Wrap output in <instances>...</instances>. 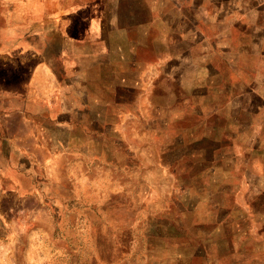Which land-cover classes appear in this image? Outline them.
Segmentation results:
<instances>
[{"label": "rangeland", "instance_id": "rangeland-1", "mask_svg": "<svg viewBox=\"0 0 264 264\" xmlns=\"http://www.w3.org/2000/svg\"><path fill=\"white\" fill-rule=\"evenodd\" d=\"M225 5L0 0V264H208V186L230 190L240 235L245 188L264 190V0L243 16ZM108 28L116 52L68 56L64 31ZM173 60L152 98L136 99V73L120 82L124 65ZM180 73L186 92L172 93Z\"/></svg>", "mask_w": 264, "mask_h": 264}, {"label": "crops", "instance_id": "crops-1", "mask_svg": "<svg viewBox=\"0 0 264 264\" xmlns=\"http://www.w3.org/2000/svg\"><path fill=\"white\" fill-rule=\"evenodd\" d=\"M224 1L226 2L225 5L226 12H227V6L231 10H237V14H239L240 16L249 14L250 12L247 6L243 7L246 0H224ZM107 33L108 35H106V37H103L102 39L100 37H95V34H92L91 35L92 39H91L87 37L90 36V34H86V31H84L80 40L78 39L72 40L71 35H69L68 32L64 31L62 33V36H64L62 41H64L63 44H65V47L68 48L69 57H72L74 59L83 58V57H88L91 52L93 53L100 44L108 46L109 51L116 50L117 40H114L116 30L114 28H108ZM184 59L188 63L186 71H188L190 76L187 81L189 83L188 88L189 91L190 89L191 91H193L194 88L196 87V85L195 87L193 86V83L195 81L194 77L196 75L197 62L194 61L193 56L190 52L188 56ZM177 62L179 61L173 60V61H166L163 63L155 62V63H151L150 68L148 63L146 66H143L138 63L136 64L130 63L124 65L123 69L119 71L120 73H122L121 75L122 81L120 79V82L127 84L128 75L132 73H136L137 76H139L142 79V81L136 82L138 83V85H140L137 91V93L139 94L136 96V99L140 100L143 98L148 99V97L152 98L153 95L159 93L160 91L165 90L164 81L166 77L169 76L168 67L171 64H175ZM52 65L53 64L48 60H46V62L44 63V68L46 69V71L49 72L48 74L46 73L45 81H48L49 87L51 88L50 90H55L56 85H58L59 81H57L56 75L52 71L53 69ZM38 67L43 68L41 64L38 65ZM114 74L117 77L118 74L117 71H115ZM147 77L149 80H147ZM183 77L184 76L181 73L178 74V78L176 80L177 84H175V86L173 87L172 93L186 92L183 88V83H184ZM143 81L146 82V87L145 88L143 87L142 89ZM112 91L114 93V89ZM148 93L150 94L149 96ZM112 105L114 106V110L115 111L119 110V113H122L123 116L129 112V111H125V109L128 108L127 105L119 106L116 104V102H114ZM143 115L144 113L141 112L140 116ZM213 163H214L213 161H208V169H210V173L213 170L212 168ZM245 189L247 190V193H245V203L247 206L249 205L251 209V213L248 209L239 208L240 213L237 215V220H236L237 223L234 222V224L235 225L238 224L237 227L242 230L239 231L240 235H229L228 228L231 226L235 217L233 212H230L232 209L229 207L227 203H225L224 198L226 195H229L230 190L228 188H221L216 190L208 186V264H220L222 262H226V260H228L230 264H264V205H261L262 203H264V190L261 191V189L256 187H247ZM239 190L241 191L242 188ZM237 194L238 193L233 195L236 197ZM215 195L216 196L220 195L221 199L219 203L217 200L213 198ZM214 206H216V210H217L216 214H213ZM254 222L257 230L255 235H253L250 230L253 225L252 223ZM241 224H243L242 227H240ZM217 228L219 229L220 232L224 231L225 234L214 235L213 234L214 232H218ZM238 243L244 245L241 258H239L238 254L236 255V252H234L233 250L234 248L233 245ZM216 244L232 245L231 246L232 250H230L229 247H226L224 249L221 248L220 252L214 254L211 251L212 250L211 248L213 245Z\"/></svg>", "mask_w": 264, "mask_h": 264}]
</instances>
